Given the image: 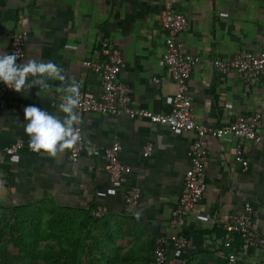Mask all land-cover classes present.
<instances>
[{
	"label": "crops",
	"instance_id": "crops-1",
	"mask_svg": "<svg viewBox=\"0 0 264 264\" xmlns=\"http://www.w3.org/2000/svg\"><path fill=\"white\" fill-rule=\"evenodd\" d=\"M19 10L24 12L22 27L27 32L21 63L31 58L52 61L85 95L98 99L100 79L80 63L98 61L99 44L107 40L123 54L125 66L118 79L132 87L131 105L160 113L171 110L175 93L161 59V13L183 15L187 22L179 37L183 53L199 58L189 82L195 122L219 127L259 113L264 137L262 84L246 93L235 74L221 82L212 68L213 58L228 60L241 51L261 50L264 0H0V51L5 53ZM49 83L51 88L39 94L36 87L10 92L6 109L0 111V213L7 214L16 235V222L34 220L27 215L29 210L47 207L49 215L43 221L54 222L62 234L68 229L73 233L75 264H149L155 241L164 238L169 243L179 232L168 227V220L183 192L193 134L146 119L88 114L82 123L84 150L76 164L68 162L67 150L56 157L27 149L5 154V147L27 139L26 106L63 117L57 109L61 94L55 91L61 82ZM114 142L121 148L120 162L133 168L127 185L141 192L134 207L124 201L126 186L112 183L105 171L104 151ZM148 143L153 150L144 158L142 150ZM207 145L206 190L180 228L193 249L170 248L166 254L184 264H225L220 255L222 226L245 202L253 206L254 226L264 236V141L208 138ZM238 146L248 162L245 171L235 160ZM96 206L107 210L99 220L89 215ZM86 246L88 252L82 254ZM12 247L17 250L15 244ZM244 263L264 264V251H251Z\"/></svg>",
	"mask_w": 264,
	"mask_h": 264
},
{
	"label": "built area",
	"instance_id": "built-area-1",
	"mask_svg": "<svg viewBox=\"0 0 264 264\" xmlns=\"http://www.w3.org/2000/svg\"><path fill=\"white\" fill-rule=\"evenodd\" d=\"M24 12L19 10L15 19V30L9 40V53L15 52L18 63L24 58V44L27 32L23 29ZM186 18L179 14L164 10L161 13V28L164 31V49L162 63L174 84L175 93L172 99L171 110L167 113L151 112L145 109L134 108L132 103V87L120 82L118 77L125 66L122 52L111 45L107 40L99 44L100 59L98 61L83 60L80 65L94 73L100 79L101 94L98 99L85 95L79 90L80 106L77 109L82 119L88 114H97L109 117L127 116L131 119H146L151 124L161 125L172 131L187 132L193 134L191 148L186 157L189 168L183 176V192L175 203L170 213L168 227L179 232L170 238L169 243L164 238H158L154 243L152 260L149 264H184L181 259H168L167 250L170 248L178 251L193 249V242L189 237L180 232L186 218L197 206L206 190L205 170L209 161L207 139L221 140L227 137L237 138L257 144L263 143L261 132L262 123L259 113L239 116L233 121L219 127H211L195 122L193 106L189 99V82L194 67L199 63V58L183 53V46L179 37L186 30ZM212 68L221 82L229 74H235L243 87L244 92L249 93L253 86L262 84L264 87V42L258 53L241 51L228 60L212 59ZM155 81H157L155 79ZM10 89L0 82V111L8 105L7 96ZM79 140L72 149L67 150V160L76 164L84 150L82 124L78 125ZM29 147V137L25 142H15L4 148V153L14 155ZM153 150V145L148 143L142 150V156L148 158ZM121 148L114 142L104 151L106 158L105 171L112 183L126 186L124 201L128 206L138 204L141 196L137 186H128L127 182L133 168L120 162ZM235 160L239 162L243 170L248 169L241 148L238 146ZM107 213L103 206H96L90 210L92 219H101ZM255 211L249 202H245L238 213H230L222 226L223 234L220 246L223 249L220 255L225 264H245V258L251 251H264V236L254 226Z\"/></svg>",
	"mask_w": 264,
	"mask_h": 264
},
{
	"label": "clouds",
	"instance_id": "clouds-1",
	"mask_svg": "<svg viewBox=\"0 0 264 264\" xmlns=\"http://www.w3.org/2000/svg\"><path fill=\"white\" fill-rule=\"evenodd\" d=\"M17 61L15 52L0 51V82L16 92L25 93L36 87L39 94L51 88L49 81L61 82L55 91L61 94L57 109L63 113L62 118L32 105L23 109L26 122L24 132L29 137V147L51 157L72 149L79 140L77 126L83 123L77 111L80 106L78 83L75 80L69 81L65 70L52 61L35 58L22 63Z\"/></svg>",
	"mask_w": 264,
	"mask_h": 264
},
{
	"label": "rangeland",
	"instance_id": "rangeland-1",
	"mask_svg": "<svg viewBox=\"0 0 264 264\" xmlns=\"http://www.w3.org/2000/svg\"><path fill=\"white\" fill-rule=\"evenodd\" d=\"M47 207L37 206L29 210L33 221L27 220L25 224L16 222L18 234L14 239L7 227L0 232V264H75L73 260V245L71 229L57 228L52 221H43L49 215ZM51 210V209H50ZM1 224L8 222L7 214H0ZM29 223V224H28ZM11 224V223H10ZM66 235L65 237H61ZM13 237V239H12ZM12 240L9 243L8 239ZM16 245L17 250L12 246ZM81 246V244H80ZM88 246L82 254H87ZM99 255V254H98ZM75 258V257H74Z\"/></svg>",
	"mask_w": 264,
	"mask_h": 264
},
{
	"label": "trees",
	"instance_id": "trees-1",
	"mask_svg": "<svg viewBox=\"0 0 264 264\" xmlns=\"http://www.w3.org/2000/svg\"><path fill=\"white\" fill-rule=\"evenodd\" d=\"M0 214H2V213H0ZM89 215H90V212H89ZM91 217V216H90ZM95 220V219H94ZM96 220H99V219H96ZM1 217H0V232L2 231V229L4 228H6L7 227V229H8V231L10 232H12V235H13V237H14V239L16 238V235L14 234L15 232V228L13 227V224H10V223H6V225L5 224H1ZM1 236V235H0ZM13 237H12V239H13ZM1 238V237H0ZM8 241H9V243L10 242H12V240H10V238L8 239ZM151 260H152V258H151Z\"/></svg>",
	"mask_w": 264,
	"mask_h": 264
}]
</instances>
